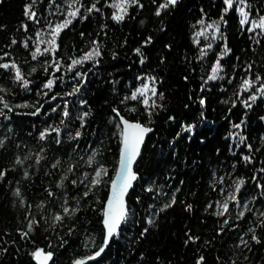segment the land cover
<instances>
[{
  "label": "snow or ice",
  "instance_id": "6c2138e0",
  "mask_svg": "<svg viewBox=\"0 0 264 264\" xmlns=\"http://www.w3.org/2000/svg\"><path fill=\"white\" fill-rule=\"evenodd\" d=\"M179 3L180 0H26L25 19L17 29L23 34L9 33L0 44V155L8 157L0 164V184H5L15 198L13 206L22 209L14 230L35 264H55V249L69 243L66 236L78 237L81 243L77 247L84 249L72 256L70 264H98L97 258L109 254L111 244L130 225H140V229L128 241L129 255L121 259V264L136 257V264H147V254L137 251L132 241L145 238L160 213L177 204L180 185L184 183H173L175 173L171 169L162 180L141 169L148 134L153 132L155 117L166 107L165 93L160 91L164 77L141 70L134 86L124 92L115 87L117 80L112 77L114 100L107 122L110 135L97 129L93 130L94 136H88L92 108L83 97L90 73L102 64L106 52L116 59L120 53L115 47L123 48L128 43L126 38L120 44L112 40L114 48L108 50L107 42L112 39L109 33L116 25L149 12L159 29L165 30L168 25L164 17ZM214 6L218 7V15L210 17L201 4L200 16L191 25L192 43L196 46L193 55L201 62L202 74L200 93L193 96L190 92L189 99L206 105L204 92L215 81L226 93L231 89L230 98L222 96L228 105L227 113L234 114L237 105L241 107L224 133L231 159L222 164L218 161L219 167L210 170L207 180L212 195L202 212L215 217L211 239L185 225L183 244L194 245L193 264H208L206 253L215 247L214 241L223 245L215 251L214 264H264V131L257 128L253 134L252 127L256 109L264 113V0H218ZM230 16L236 17L237 30L248 38V44L239 52L229 46L222 31ZM148 19L145 16L139 23L144 25ZM88 21L95 23L96 29L80 30L79 45L73 41L69 48L63 36L72 32L77 23ZM5 27L0 24V29ZM219 38H223L222 45L216 44ZM155 39L153 31L132 49L141 65L149 60L145 46ZM164 47L171 49L173 45ZM19 48L23 49V58ZM165 59L160 55V61ZM183 79L188 81L190 77L185 75ZM22 109L28 111H19ZM140 113L143 115H137ZM23 114L36 118L26 131L30 141L24 140L13 125V116ZM197 115L200 120L191 118L180 123L174 140L182 133L189 140L193 138L198 123L207 119L202 108ZM167 119L176 121L177 117L171 114ZM258 120L264 122V114L258 115ZM113 139L118 160L110 171L104 156L112 151ZM199 139L204 141L206 137L200 135ZM215 151L222 153L219 147ZM242 164L249 166L247 174L242 172ZM11 173H18L19 178ZM39 174L50 179L36 198L29 199L23 181L31 186ZM132 201L138 202L135 207ZM179 202L189 212L194 208L191 202ZM138 209L142 213L139 216ZM92 213L95 220L88 218ZM38 229L46 233L45 243L33 239ZM12 231L8 227L0 234L5 253L8 246L19 252L17 241L8 238ZM226 237L228 243L224 244ZM165 261L162 255H156L153 264Z\"/></svg>",
  "mask_w": 264,
  "mask_h": 264
},
{
  "label": "trees",
  "instance_id": "16d2710c",
  "mask_svg": "<svg viewBox=\"0 0 264 264\" xmlns=\"http://www.w3.org/2000/svg\"><path fill=\"white\" fill-rule=\"evenodd\" d=\"M25 2L26 0H0V24L6 26L4 29H0V44L6 41L9 33L14 32L17 36L23 34L22 31H17V29L20 21L25 19L23 16V4ZM201 4L204 5L210 17L218 15V7L214 6L218 5V0H180L179 6L171 14L164 17L165 23L168 25L165 30L159 29L154 16H150L149 12L137 15L135 19L127 20L122 26L116 25L109 33L112 39L107 42L108 50L114 48L112 40L120 44L126 38L128 43L123 48L115 47V50L120 53L116 59H113L106 52L102 64L95 66L90 73L83 97L89 101L92 108V115L88 118V136H94L93 130L97 129L110 135L107 122L110 115V105L114 100L112 77L116 78L115 87L120 92L134 86L135 76L141 70L153 71L155 74L164 77L160 85V91L165 93L163 102L166 107L155 117L153 132L148 134L143 150L141 169L150 175L154 174L161 180L171 169L175 173L173 183H177L179 180H183L184 183L180 185L182 190L178 193L177 204L160 213L156 223L150 226L145 238L132 241V246L136 247L137 251H144L147 254V264H153L156 255H162L166 258L165 264H167V261H171L172 264H193L194 245L186 246L183 244L185 225L193 226L197 232L204 233L208 239H211L215 217L207 216L202 212L207 199H210L212 195L207 186L209 172L211 169L219 167L218 161L220 164L225 163L232 156L226 150L228 141L224 133L229 127L230 120L239 115L241 106L237 105L234 114L227 113L228 105L224 103L222 96L230 98L231 89L226 93L224 89L216 86V82L213 81L211 82L213 87L204 92L207 97L206 105L201 106L194 99H189L190 92L193 93V96L200 93L198 85L201 83V62L194 59L193 54L196 46L192 43L191 31L194 29L191 25L200 16ZM145 16H148L149 19L146 24L141 25L139 20ZM85 28L88 31H94L96 24L92 21L77 23L72 32H66V35L63 36L64 43L69 48L73 41L79 45L81 38L77 33ZM153 31H155L156 39L151 45L145 46L149 60L141 65L138 62L137 54L133 53L132 49ZM222 31L227 35L229 46L233 47L234 51L239 52L248 44L247 35L237 30L235 16H230L229 23L222 25ZM168 43L173 45L171 49L164 47ZM222 43L223 38L216 40V44L222 45ZM18 52L23 58V49L19 48ZM160 55H164L166 59L160 61ZM248 55L251 56L250 51ZM185 56L188 57L187 60ZM229 56L231 57V54ZM27 67L28 65H25L26 69ZM193 68L195 69L194 72L192 71ZM206 70L207 67L205 66ZM38 74L42 75V73ZM185 75L190 77L188 81L183 79ZM201 108L207 119H204L202 123H198L196 133L192 134L193 138L189 140L182 133L181 137H176L174 140L173 136L176 131L180 130L179 125L181 122L191 118L201 119L197 115L198 110ZM19 111L27 112L28 109ZM171 114L176 115V121L167 119L168 115ZM260 114L264 113H261L259 109H256L255 113L252 114L253 134H255L257 128L264 131V127H260L264 122L258 120ZM137 115L142 116L143 114ZM35 119L27 114L14 115L12 118L14 127L26 141L31 139L26 135V131ZM200 135H204L206 139L201 141L199 139ZM115 143L113 139L112 151L107 152L104 156V160L111 166L110 171L111 168L115 167L118 160V153L114 147ZM217 147L222 149V153L215 151ZM7 159V156L0 155V164ZM173 165H175L174 169ZM248 167L247 165H241L244 174H247ZM41 170H43V165H41ZM10 176L19 178L18 173H11ZM49 179L47 175L39 174L35 179V183L31 186H29L28 181H23L29 199L36 198L37 194L41 192L44 182ZM106 191V188L102 190V197ZM135 192L137 194L140 192L139 186L136 187ZM14 199L11 192L7 190V186L0 184V234L3 233L5 228L11 227L13 231L8 238L16 240L20 246L18 253L13 246H8L9 250L6 253L0 246V264H35L26 252L24 241L18 238V234L14 230L17 220L22 215V209L13 206L12 201ZM180 200L193 203V210L189 212L185 209L183 204L179 202ZM132 203L135 207L138 202L132 201ZM141 214L138 209L137 215ZM201 216H204L203 221ZM88 218L95 220V214H90ZM139 229L140 225L135 227L130 225L129 229L125 230V234L118 237L111 244V248L108 250L109 254L104 255L103 258H97L98 264H121V259L129 255L128 241L138 234ZM89 231H92V229H89ZM96 231L98 232V227ZM45 235L46 233L42 229H38L33 239L37 240L38 243H45ZM65 239L69 243L63 249H55L57 253L55 264H70L74 254L84 251V249L77 247L81 243L78 237L66 236ZM227 243L228 238L226 237L224 238V244ZM214 245L215 247L209 248L206 253L208 264H214L216 249L223 247L222 244L215 241ZM259 255L260 253H257V258H259ZM138 260L139 257H136L135 260L130 259L126 264H136Z\"/></svg>",
  "mask_w": 264,
  "mask_h": 264
}]
</instances>
